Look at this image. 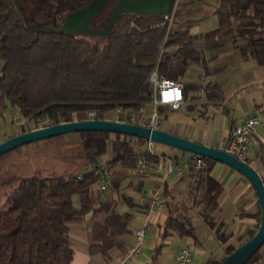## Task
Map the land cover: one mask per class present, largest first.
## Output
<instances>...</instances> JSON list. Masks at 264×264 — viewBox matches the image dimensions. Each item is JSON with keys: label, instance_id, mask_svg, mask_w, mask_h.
<instances>
[{"label": "trees", "instance_id": "1", "mask_svg": "<svg viewBox=\"0 0 264 264\" xmlns=\"http://www.w3.org/2000/svg\"><path fill=\"white\" fill-rule=\"evenodd\" d=\"M16 1L27 18L33 14L39 18L40 11L51 3L55 12L49 16L52 26L57 28L66 13L90 0ZM194 1L197 0H188ZM208 1L216 3L213 13L218 26L212 31L217 35L216 41L210 39V33L199 40L188 27H171L169 17L179 15L181 0H175L168 16L120 14L107 35L94 36L27 28L12 0H0V60L3 61L0 115L10 106L33 124L29 129L32 130L71 122L76 113L94 112L96 118H104L116 107L137 110L150 102L149 76L155 67L161 75L178 79L192 64L207 69L211 58H206L203 49L219 51L228 43L264 66V0ZM199 88L193 87L194 90ZM203 90L209 98L221 97L216 83L207 84ZM186 99L187 89L184 88L183 100ZM167 110L174 111L158 106L160 119ZM77 133L89 166L85 173L60 172L44 176L36 171L16 178V186L0 206V264H72L71 225L92 213L90 222L98 229L100 224L115 217L111 213L114 210L111 201L102 200L98 177L92 169L101 163L100 158L106 154L109 143L110 158L104 162L110 168V189L118 190L120 178L115 174L121 169L135 168L134 156L144 152L142 146L147 140L104 131ZM145 157L149 162L157 158L150 154ZM204 159L203 168L182 174L188 178L186 193L190 201L180 209L168 204L162 230L164 237H195L192 218L180 211L199 207L196 215L212 231L215 240L226 243L228 236L223 223L217 222L223 187L211 175L216 161ZM168 194L165 184L162 195L167 197ZM74 195L79 197L78 207L72 202ZM257 204L260 208L257 227L248 231L241 243L253 237L259 227L261 207L259 201ZM128 205H131L129 201ZM102 212H106V219L99 217ZM118 230L127 232L124 226ZM113 237L95 236L88 246L89 253H100L109 262V250L116 246ZM263 245L245 264H259L263 260ZM236 247L225 245L224 257ZM218 263L210 261L208 264Z\"/></svg>", "mask_w": 264, "mask_h": 264}, {"label": "rangeland", "instance_id": "2", "mask_svg": "<svg viewBox=\"0 0 264 264\" xmlns=\"http://www.w3.org/2000/svg\"><path fill=\"white\" fill-rule=\"evenodd\" d=\"M181 1L179 15L169 17L171 27L177 29L188 27L190 33L197 35L199 40L200 37H205L208 33H210V39L218 40L216 33H212L218 26L217 17L213 13L216 3L208 0ZM190 10H193V12ZM182 11L184 12L182 13ZM203 50L207 57L218 54L215 53V49ZM224 51L229 56L218 60V63L213 68L216 70L210 77L204 74V69L201 66L192 64L187 68L184 75L180 77L181 82L187 89V99L183 102L181 109L169 113L167 118L160 119L162 128L173 127L175 130L186 132L190 137L196 139L198 143L207 142L219 145L222 139L227 136L229 126L236 116L244 114L240 103L242 101L247 102L249 105H253L254 102L260 103V98L264 96V66L256 64L247 55L242 54V51L235 47L234 44H225ZM2 66L3 61L0 60V75ZM214 83L219 84L221 88L222 97L219 99L209 98L203 90L207 84ZM194 85L202 87V90L196 92L193 89ZM85 117L84 113L74 114V120H82ZM105 118L114 121V110L108 111ZM32 126L33 124L30 121L22 118L14 108L9 106L0 115V143L23 133L25 130H29ZM79 138L77 132L67 133L27 143L1 154L0 206L3 204L7 194L16 186L17 177L30 176L36 171L41 172L44 176H52L54 173L60 172L85 173L89 166L85 163L86 159ZM153 144L156 154H160V152L170 153L168 151L170 146L156 142H153ZM178 151H180L179 153L183 152L181 150ZM178 156L180 157L181 155ZM108 158H110L109 143L106 154L100 158V161L104 162ZM132 191L129 189V182L126 181L119 185L118 190L113 189L108 193L114 201L113 203L111 202L112 209H114L113 212L127 213L130 211L124 197H131ZM72 202L74 206L78 207L79 197L74 195ZM106 215V212H102L100 218L106 219ZM190 215H193V213ZM192 217L194 225L203 227L199 216L194 214ZM121 219L119 220L118 218L116 221L118 226L119 220V227L125 223L124 219L121 224ZM78 224L79 222H75L72 225L77 227ZM203 231L208 232L205 227ZM198 233L201 234V230H198ZM189 244L194 257L193 264H201V257L196 255L195 248L191 242ZM207 248L209 253H211L215 247L213 245Z\"/></svg>", "mask_w": 264, "mask_h": 264}, {"label": "crops", "instance_id": "3", "mask_svg": "<svg viewBox=\"0 0 264 264\" xmlns=\"http://www.w3.org/2000/svg\"><path fill=\"white\" fill-rule=\"evenodd\" d=\"M214 56H209L206 58L209 59L207 62V69L204 70V74L207 77H210L216 69H213L218 60L224 59L229 56V54L223 50L216 51ZM178 80L181 82L180 78ZM182 83V82H181ZM217 84V83H216ZM183 85V91L185 85ZM220 88V85L217 84ZM200 87V86H197ZM202 90V87L199 92ZM221 92V88H220ZM222 97V92H221ZM221 97H218L221 98ZM185 100H183L184 102ZM182 102V104H183ZM182 107V105H181ZM181 107L179 109H181ZM240 107L244 111V114L237 115L235 120L230 124L229 131L226 137L222 139L219 145L210 144L207 142H199L210 147L221 148L223 141L229 136L232 129L239 125L245 118L249 116H257L262 122H264V96L260 98V103L254 102L253 105H249L247 102L242 101ZM254 108V109H251ZM174 110V111H178ZM173 111H165L161 114V118H167L169 113ZM168 133L184 137L190 141L198 143L196 139L190 137L186 132L175 130L173 127L162 128L160 122V128ZM146 142L143 144V150H146ZM154 150V145H153ZM170 153L160 152V154H165L172 159L177 161H185L189 159L192 154H186L184 151L179 153L178 149L170 147L168 149ZM156 154V151L154 150ZM188 153V152H187ZM156 154V155H160ZM178 155H181L180 157ZM246 162L253 167L257 173L260 175L263 184H264V126H258L254 133L251 136L249 143V151ZM150 163L156 165V161ZM154 167V166H153ZM160 171L163 167L159 164ZM180 174H172L167 178L166 185L169 192L167 197L161 196V205L156 208L154 214L151 215L148 222V229L146 231V237L142 243V247L137 255L131 258H125V253L127 247L132 243L134 238V232L138 229L143 221L144 212L147 205L150 202V197L155 186L159 183L157 178L158 173L152 171L149 175L140 176L135 173L134 169L132 170H120L117 171L115 176L120 178L119 185L123 182H129V189L133 192L131 197H124L126 203L128 201L131 203L129 205L130 211L125 213L113 212V219L105 221L107 223L100 224L98 229L93 227L91 220L93 218L92 213H89L85 216L84 220L79 222L77 227L71 225L70 228V240L74 248V258L72 264H174L175 256L177 249L180 246H188L189 242L194 246L197 256L201 257V264H208L210 261H220L224 258L225 255V245L231 244L238 246L243 240L248 231H253L257 227L258 217L260 215V208H258V198L252 188L250 182L240 173L234 169L220 163L216 162L211 170V175L222 185L223 192L219 200V211L217 212L218 219L217 222L223 223L222 228H224L225 234L228 236V239L225 244H219L217 240L214 239L212 231L202 222L203 225L195 226V237L191 236H166L162 235L163 225L167 218V206L171 204L174 208L180 209V207H185L189 204L187 197V182L188 178H184ZM111 191L109 189L106 194L102 195V200L104 202L111 201L114 202L111 198V195L108 194ZM106 196V197H105ZM111 203V204H112ZM199 209L195 208L197 211ZM195 210L188 209V212L180 211V214L186 213L190 218L196 214ZM193 213V215H190ZM111 214V215H112ZM109 215V213H108ZM198 216V215H197ZM101 217V214L99 215ZM121 218L122 221L125 219V223L119 227V220L117 226V219ZM104 222V221H103ZM194 224V223H193ZM127 232L119 233L118 229L123 228ZM207 228L208 232L203 231V228ZM198 230H201V234L198 233ZM109 235H114V244L109 250V262H107L103 255L100 253L91 255L88 251V246L94 241L95 236L97 237H107ZM216 243H215V242ZM214 245V251L209 253V246ZM264 246V245H263ZM263 260L259 264H264V248H263ZM193 257V255H192ZM194 263V257H193Z\"/></svg>", "mask_w": 264, "mask_h": 264}, {"label": "water", "instance_id": "4", "mask_svg": "<svg viewBox=\"0 0 264 264\" xmlns=\"http://www.w3.org/2000/svg\"><path fill=\"white\" fill-rule=\"evenodd\" d=\"M24 25L35 30H49L79 35H107L120 14H145L168 16L175 0H90L86 5L68 12L63 17L62 24L57 27H47L48 19L34 24L26 17L16 0H12ZM48 8L52 7L47 3ZM109 7L104 20L95 24V20L104 9ZM54 12V10H52ZM104 131L150 140L165 144L175 149L202 156L220 162L241 175L252 185L261 207V220L253 237L238 245L218 264H245L261 248L264 243V184L257 173L246 161L238 160L222 148H215L190 141L184 137L168 133L162 129L120 123L112 120L82 119L71 122L40 127L28 130L0 143V155L34 141L48 139L72 132Z\"/></svg>", "mask_w": 264, "mask_h": 264}, {"label": "built area", "instance_id": "5", "mask_svg": "<svg viewBox=\"0 0 264 264\" xmlns=\"http://www.w3.org/2000/svg\"><path fill=\"white\" fill-rule=\"evenodd\" d=\"M150 82V102L148 106H140L137 110L129 111L116 107L115 120L120 123L140 125L150 129L160 128V114L158 106L163 105L172 110H177L183 102V85L178 79H171L161 75L155 67L149 76ZM84 119L107 120L104 118H96L94 112H89ZM264 126L257 116H249L245 118L239 125L235 126L230 135L223 141L222 149L233 155L238 160L246 161L249 151V143L255 129ZM146 150L137 153L134 158L136 165L135 173L140 176L149 175L152 171L158 173L159 183L152 191L150 202L147 205L141 226L135 230L132 243L127 247L125 258H131L138 254L142 247V243L146 237L149 218L155 213L156 208L161 205V196L163 187L167 178L172 174L184 173L190 169H200L206 164L204 157L192 155L185 161H177L171 157L160 154L156 155L153 150V142L146 141ZM150 154L157 157L158 163L153 165L146 159L145 155ZM159 164L163 167L160 171ZM92 171L98 177V188L100 192L106 193L112 186V178L110 168L105 162H101ZM174 264H193L192 252L188 246H180L177 249Z\"/></svg>", "mask_w": 264, "mask_h": 264}, {"label": "flooded vegetation", "instance_id": "6", "mask_svg": "<svg viewBox=\"0 0 264 264\" xmlns=\"http://www.w3.org/2000/svg\"><path fill=\"white\" fill-rule=\"evenodd\" d=\"M52 10H54L53 7H51L49 9L48 6H46V9L40 11L39 18L37 16H35V14H33L32 16H30L29 19H32L31 23H34V24L43 22L45 19H48V23H45V26H47V27H53L52 26V23H53L52 18L49 16V15L54 14L55 10H54V12H52ZM108 11H109V7H107L106 9H104L102 11V13L95 20V24H97L98 22L104 20V18L108 15ZM62 22H63V19H62L60 25L62 24Z\"/></svg>", "mask_w": 264, "mask_h": 264}]
</instances>
